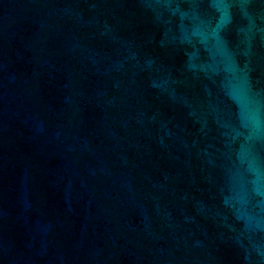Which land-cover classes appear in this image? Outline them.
Listing matches in <instances>:
<instances>
[{"label": "water", "instance_id": "water-1", "mask_svg": "<svg viewBox=\"0 0 264 264\" xmlns=\"http://www.w3.org/2000/svg\"><path fill=\"white\" fill-rule=\"evenodd\" d=\"M0 264H264V0H0Z\"/></svg>", "mask_w": 264, "mask_h": 264}]
</instances>
